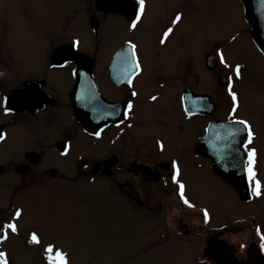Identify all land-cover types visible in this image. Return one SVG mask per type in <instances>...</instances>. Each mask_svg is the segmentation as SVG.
Wrapping results in <instances>:
<instances>
[{
	"label": "flooded vegetation",
	"instance_id": "obj_1",
	"mask_svg": "<svg viewBox=\"0 0 264 264\" xmlns=\"http://www.w3.org/2000/svg\"><path fill=\"white\" fill-rule=\"evenodd\" d=\"M96 1L92 12H87L92 4L86 3V42L94 40L96 46L91 53L83 51L82 43L78 52L72 49V42L77 38L65 43L49 41L41 50L44 56L41 61L36 65H22L12 52L16 47L6 41V35L0 34V130L7 133L6 140L0 142V219L10 221L15 209L22 208L23 213L36 216L35 221L46 225L45 207L59 204L63 207L60 212L67 209V185L98 182L110 195L126 203L132 212L145 217L139 220L142 227L147 225L146 219H153L158 213L170 216L171 211L178 208L184 214L170 216L171 227L161 235L167 240L163 244L169 245L175 237L179 241L171 248L157 247L156 253L163 261H166L165 256L176 255L178 261L186 264H264V248H261L264 226L257 221L258 215L251 218L257 221L254 225L256 241L236 242L232 237L238 235L242 222L234 220L216 227L207 206H198L189 198L196 207L188 208L183 204L178 186L171 179V162L177 160L187 179L197 169L206 171L215 184L203 183L204 191L223 197L226 208L230 204L231 207L253 205L259 208V197L252 195L246 183L243 149L237 145L239 152L223 162L213 152V133L219 125L227 123L230 113L231 97L227 95L226 80L234 75L236 64L229 75L228 69L219 63L217 50H209L202 56L203 70L199 71L200 75L207 76L205 84L195 71L193 55L183 65L181 58L173 62L166 56L168 46L177 47L180 37L193 27V21L189 20L187 25L183 16L181 22L173 26L179 10L172 13L165 24H159L162 21L159 14L147 11L149 18H142L139 33L138 28L135 32L129 28L133 0H106L109 3L106 7H97ZM112 25L123 27L124 35L116 29L112 38L105 37ZM247 26L245 30L252 48L264 61ZM169 27H173V33L161 44L163 33ZM104 38L112 44L106 47L102 43ZM129 40L137 45L143 69L134 78L132 87L122 75L124 62L117 60L118 53L127 51ZM65 55L71 59L67 67H51L53 63H63ZM212 59L214 63L209 62ZM73 69L78 75H72ZM196 78L201 81L199 87L207 85V89L216 82L221 93L215 102L209 90L197 89ZM133 90L138 93L135 97L131 95ZM33 95L35 102H18L22 96ZM152 95L157 96V100L153 101ZM5 96L9 98L8 107L13 109L9 115L4 112ZM129 101L133 110L126 117ZM186 108L192 115L186 113ZM113 110L114 116H106ZM209 128L211 131H206ZM100 129L103 131L97 139L93 133ZM66 142L71 144L67 157L60 155ZM159 142L164 144L163 151ZM253 144L251 147L255 148ZM255 169L263 184L264 172L260 170L258 156ZM181 180L187 181L182 177ZM168 202L176 204L169 208L165 205ZM204 209L209 213L207 223ZM24 232L20 230L19 237H12L20 241L14 244L15 249L35 247L26 244L30 233ZM177 249H192L195 260L188 263L178 257ZM0 250L5 249L0 246Z\"/></svg>",
	"mask_w": 264,
	"mask_h": 264
},
{
	"label": "rangeland",
	"instance_id": "obj_2",
	"mask_svg": "<svg viewBox=\"0 0 264 264\" xmlns=\"http://www.w3.org/2000/svg\"><path fill=\"white\" fill-rule=\"evenodd\" d=\"M86 3L92 4V8L87 10ZM93 3L94 0H0V34L6 35V41L16 47L12 52L22 65H36L41 61L44 57L41 50L49 41L65 43L77 38L83 45V51L91 53L96 46L94 40L86 42V10L92 12ZM178 10L187 25L189 20L193 21L192 32H184L177 47L168 46L166 56L171 57L169 61L173 62L181 58L183 65L193 55L198 75L203 70L202 56L211 49L222 48L232 66L237 63L241 65V78L233 79L241 105L238 116L252 123L255 133L253 146L257 150L260 170L264 172V61L256 56L252 48L239 0H146L144 19L149 18L147 11H151L162 17L159 24H165ZM59 19V22H55ZM108 28L110 32L105 37L112 38L116 29L124 35L123 27L112 25ZM138 30L140 33L141 26ZM233 36H236L235 40H232ZM102 43L106 47L112 44L105 38ZM228 73L231 75V68ZM200 76L206 84L207 76L203 73ZM201 81L196 78L197 89L206 90L207 85L199 87ZM207 90L215 102L221 93L216 82ZM181 177L187 180V197L196 205L207 206L211 210L212 224L218 227L234 220L242 222L238 235L232 239L236 242L256 241L254 225L258 221L264 226V195L257 201L259 208L253 205L231 207V204L226 208L223 197L204 191L203 183L215 184L206 171L197 169L188 179L183 174ZM262 181L264 184V176ZM66 188L65 196L69 200L67 209L60 212L63 207L59 204L45 207L43 218L48 221L46 225L45 222L35 221L36 216L34 218L23 213L18 221L20 230L25 234L36 231L42 243L35 247L19 246L15 249L14 244L20 241L10 239L3 247L10 253L12 264H46L42 249L48 243H55L68 251L71 264H186L178 261L176 255L165 256L166 261H163L156 253L158 246L171 248V245L179 243L175 237L169 245L163 244L167 240L161 237L165 229L171 227V217L184 216L178 208L174 207L171 217L166 213H158L153 219L149 217L150 220L146 219L147 225L142 227L139 220L145 217L132 212L126 203L110 195L98 182L82 181ZM174 204L168 202L165 205L171 208ZM256 216L257 221L251 220ZM177 255L188 263L195 260L192 249H177Z\"/></svg>",
	"mask_w": 264,
	"mask_h": 264
},
{
	"label": "snow or ice",
	"instance_id": "obj_3",
	"mask_svg": "<svg viewBox=\"0 0 264 264\" xmlns=\"http://www.w3.org/2000/svg\"><path fill=\"white\" fill-rule=\"evenodd\" d=\"M146 10V0H133V10L130 17V30H136L138 25L141 23L142 18L145 15ZM182 20V13H177L174 20L172 21L173 26L178 25ZM173 33V27L167 28L163 33V38L160 40L161 44L166 43L168 37ZM236 36L232 37V40H235ZM80 40H74L72 42V49L76 52L80 49ZM216 55L219 57V63L223 65L225 69L232 68L233 66L228 62L226 55L222 48L217 49ZM117 60H122L124 62V67L122 68V75L126 78L127 84L129 87L133 86V80L135 77L139 76L143 69L141 67V62L137 54V45L132 41L127 42V51H123L117 54ZM214 63V59L209 61ZM71 63V59L68 55H65L63 63H53L51 67L53 68H65L68 64ZM233 73L236 79H240L242 76L241 65L237 63L233 69ZM72 75H78L76 69H73ZM86 75V73H85ZM226 89L227 95L231 97V109L228 116L226 124L219 125L218 130L213 133L212 140L213 143V152L216 155L217 159L221 162L225 161L227 158L234 156V154L239 152V148L236 146L239 145L243 149V155L246 156V163L244 165V172L246 173V183L248 188L251 189V193L254 197H260L264 195V184L261 180L257 178V172L255 169L256 159H257V150L254 147H251L253 144L255 133L253 130L252 124L247 119H241L238 116V110L240 108V100L238 98L237 92L234 90L233 76H228L226 80ZM131 95L133 97L137 96L136 91H132ZM83 99V97H81ZM151 99L153 101L157 100V96L152 95ZM36 96H22L19 98L20 103L35 102ZM9 98L4 97L3 106L4 112L6 115L12 114L13 109L8 107ZM127 111L124 115L127 117L129 113L133 110V104L131 101L127 103ZM188 115H192L189 109H185ZM115 111H110L106 113V116H114ZM123 123V121H121ZM96 131L93 133L97 139L100 138L101 132ZM206 131H211V128L206 129ZM243 136V140L241 137ZM7 133L0 130V142L6 140ZM219 144V147L216 144ZM71 144L66 142V148L60 153L61 156L67 157L69 155L68 149H70ZM160 150H164V144L159 142ZM87 165H85L86 167ZM171 167L173 169V174L171 176L172 182L178 186V194L180 200L188 208H195L196 205L191 203L186 195V185L181 180V167L177 160L171 162ZM22 208H16L14 214L11 217L10 221H5L0 219V246H4L7 241H9L13 236L19 237L20 228L18 221L21 220L23 215ZM204 222L207 223L209 220V213L207 209L203 210ZM259 232L260 230L257 229ZM261 240L264 241V234H261ZM41 237L37 234L36 231H32L26 239V244L28 245H41ZM261 248H264V243H261ZM42 255L46 264H71L70 254L63 247H58L55 243H48L42 249ZM0 264H12L10 255L8 251L0 250Z\"/></svg>",
	"mask_w": 264,
	"mask_h": 264
},
{
	"label": "water",
	"instance_id": "obj_4",
	"mask_svg": "<svg viewBox=\"0 0 264 264\" xmlns=\"http://www.w3.org/2000/svg\"><path fill=\"white\" fill-rule=\"evenodd\" d=\"M244 9V18L251 28L254 44L264 56V0H239ZM97 7H106V0H97Z\"/></svg>",
	"mask_w": 264,
	"mask_h": 264
}]
</instances>
